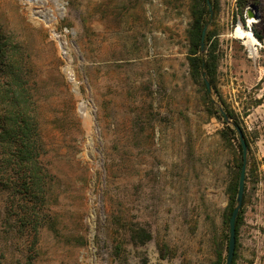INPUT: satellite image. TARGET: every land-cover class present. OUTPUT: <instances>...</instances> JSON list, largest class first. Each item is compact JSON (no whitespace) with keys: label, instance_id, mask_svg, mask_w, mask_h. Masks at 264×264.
<instances>
[{"label":"rangeland","instance_id":"obj_1","mask_svg":"<svg viewBox=\"0 0 264 264\" xmlns=\"http://www.w3.org/2000/svg\"><path fill=\"white\" fill-rule=\"evenodd\" d=\"M206 1L193 56L194 0H0L4 75L24 81L41 132L37 184L0 180V264H226L236 128L247 170L232 264H264V0ZM192 57L214 59L209 89ZM116 128L128 148H175L155 167L153 212L113 189Z\"/></svg>","mask_w":264,"mask_h":264},{"label":"trees","instance_id":"obj_2","mask_svg":"<svg viewBox=\"0 0 264 264\" xmlns=\"http://www.w3.org/2000/svg\"><path fill=\"white\" fill-rule=\"evenodd\" d=\"M239 1L242 9H244L248 1ZM208 13L210 14V11L206 0H194L192 32L197 49L193 50V56L199 52L202 32L206 25L205 18ZM3 41L6 39L0 36V164L4 162L6 171L10 175L4 180L2 176L5 170L0 168V180L6 182L4 185H8L16 178V186L22 188L23 191H28L37 184L41 175L37 162L41 132L39 123L34 120V105L24 87V81L22 82L20 77L11 81L4 75V70L10 66L12 48ZM210 57L207 59L205 67L202 65L203 60L192 57L193 74L202 78L212 76L214 59L211 58L210 60ZM237 191L236 186L234 193ZM232 206L230 214H232L235 206L234 198L232 199ZM240 216L241 211L236 221V236Z\"/></svg>","mask_w":264,"mask_h":264},{"label":"bare ground","instance_id":"obj_3","mask_svg":"<svg viewBox=\"0 0 264 264\" xmlns=\"http://www.w3.org/2000/svg\"><path fill=\"white\" fill-rule=\"evenodd\" d=\"M249 11L252 13L251 17H253L254 9H251ZM251 21H255V19L253 18L251 19ZM116 131H117V128L115 129L114 133L112 132L113 134L109 140L110 146L114 149L113 150L114 152L112 154L113 161L111 162H113L115 167L118 166L122 169L126 167V170L123 171L122 180L116 183L113 186V189H115L118 195L123 198V201L125 204L124 206L126 208L131 209V210H134V209L139 210L141 215H143L146 208L149 211L153 212V205H152L153 203L152 204L149 203L146 206L144 204L145 202L144 199L150 200V202L155 201V200L157 201L163 195L162 194L160 197H158L159 195H157L158 192L159 194L162 193V192L160 193V191H161V187L163 183H161V179L156 180L155 178L156 175L153 176V174H156L158 172L156 171L157 170L156 166L158 164H163L167 166L172 164L171 160L175 155V148L171 143H167V142H166L167 143L166 145L161 146L159 149L158 148L155 149L152 144H147L146 146H143V148L142 147L130 148L131 146L128 148V146H126V141L123 138L124 136L122 137L118 135ZM87 149L89 153L90 152L92 153V150H93L92 140H90L87 146ZM109 150L108 152H110ZM162 174L165 176L167 173L165 174V172H162ZM137 175H139V177ZM159 184H161V187L158 186ZM166 186L168 185H165V187ZM135 189H139L137 195L135 193ZM163 192L165 193L164 190ZM137 197H140V200Z\"/></svg>","mask_w":264,"mask_h":264},{"label":"water","instance_id":"obj_4","mask_svg":"<svg viewBox=\"0 0 264 264\" xmlns=\"http://www.w3.org/2000/svg\"><path fill=\"white\" fill-rule=\"evenodd\" d=\"M209 4V3H208ZM248 17L252 16V13L250 11H247ZM207 33V26L204 27L202 36H201V49L203 52V48L205 45V38ZM205 79V76H204ZM205 83L207 88L209 89V84L207 80L205 79ZM225 120L229 123V119L224 115ZM236 131L240 138V143L242 147V166L240 170V176H239V182H238V192H237V198H236V206L232 211L230 220H229V246H228V254H227V260L226 264H232L235 257V251H236V221L240 214V211L243 207V201H244V193H245V183H246V170H247V144L244 141V137L242 134V131L239 128H236Z\"/></svg>","mask_w":264,"mask_h":264}]
</instances>
